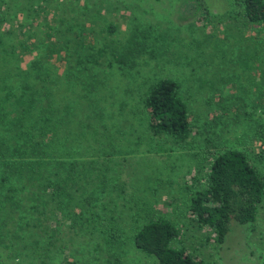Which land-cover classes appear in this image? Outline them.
<instances>
[{
    "label": "rangeland",
    "instance_id": "obj_1",
    "mask_svg": "<svg viewBox=\"0 0 264 264\" xmlns=\"http://www.w3.org/2000/svg\"><path fill=\"white\" fill-rule=\"evenodd\" d=\"M0 17V122L14 116L12 97L1 99L20 73H48L57 97L65 71L54 48L70 42L80 52L85 46L83 57L93 52L105 60L96 70L99 91L92 99L112 132L99 128L94 134L92 127L85 137L117 139L99 177L120 178V192L107 203L113 210L103 209L109 193L90 200L96 217L85 212L87 201L78 200L88 192H74L79 197L70 208L43 223L50 224L53 240L34 257L28 251L40 237L10 245L14 233L5 232L0 264H155L134 246L133 236L157 216L178 228L173 246L202 264H264V199L255 220L232 223L222 242L188 210L192 192L205 187L211 160L225 150L244 152L264 178V24L247 22L236 0H0ZM113 49L126 53L133 71L123 73L112 62ZM164 77L179 82L191 115L192 131L181 143L152 135L140 113L142 92ZM86 181L85 189L95 187ZM102 220L108 229L117 226L110 243L93 228L97 222L104 227Z\"/></svg>",
    "mask_w": 264,
    "mask_h": 264
},
{
    "label": "trees",
    "instance_id": "obj_2",
    "mask_svg": "<svg viewBox=\"0 0 264 264\" xmlns=\"http://www.w3.org/2000/svg\"><path fill=\"white\" fill-rule=\"evenodd\" d=\"M236 1L247 22L264 24V0ZM78 46L72 48L67 42L54 48L65 71L59 96L52 90L54 80L48 73L23 71L20 82H13L1 99L6 103L12 97L10 105L15 112L11 123L0 122V247H6L8 240L4 236L9 230L14 233L13 239H9L10 245L23 242L28 236L40 237L36 241L41 245L46 240L43 247L37 242L34 247L30 246L28 252L32 257L36 250L51 245V226L43 223L70 208L79 197L74 192L80 191L82 195L88 192L87 197L78 200L87 201L85 212L95 217L90 200L109 193L110 199L103 209L111 211L113 208L108 209L107 203L111 204L120 192L119 176L111 181L105 174L99 177L103 172L100 166L105 167L108 158L115 154L117 139L85 137L86 130L92 127H95L94 134L99 128L103 129L102 133L110 132L108 136L112 134L104 122V113L92 99L99 91L93 82L99 75L96 70L105 65V60L96 58L93 52L83 57L87 53L85 46L79 48L80 52ZM109 53L123 73L134 70V62L126 58L125 52L113 49ZM140 100V113L152 135L169 137L175 143L189 137L192 119L177 80L169 77L155 80L142 92ZM92 143H97L98 148H92ZM85 179L95 187L85 189L82 184ZM203 180L205 187L192 192L188 210L201 227L213 229L217 242L225 239L232 223L249 224L255 220L258 205L264 199V178L244 152L229 149L216 154ZM87 221L91 223L90 219ZM102 222L104 227L97 222L93 228L97 227L103 241L110 243L108 234H113L117 226L113 224L108 229L106 220ZM178 235L173 221L149 217L135 230L133 244L153 257L155 264H202L183 247L173 246ZM22 250L21 247L19 251Z\"/></svg>",
    "mask_w": 264,
    "mask_h": 264
},
{
    "label": "built area",
    "instance_id": "obj_3",
    "mask_svg": "<svg viewBox=\"0 0 264 264\" xmlns=\"http://www.w3.org/2000/svg\"><path fill=\"white\" fill-rule=\"evenodd\" d=\"M263 148H264V144H263V146H262Z\"/></svg>",
    "mask_w": 264,
    "mask_h": 264
}]
</instances>
